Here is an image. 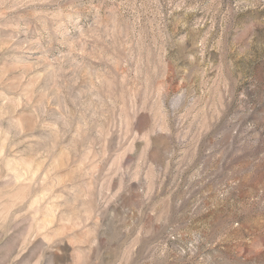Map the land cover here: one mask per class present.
I'll return each instance as SVG.
<instances>
[{
	"label": "rangeland",
	"instance_id": "rangeland-1",
	"mask_svg": "<svg viewBox=\"0 0 264 264\" xmlns=\"http://www.w3.org/2000/svg\"><path fill=\"white\" fill-rule=\"evenodd\" d=\"M0 264H264V0H0Z\"/></svg>",
	"mask_w": 264,
	"mask_h": 264
}]
</instances>
